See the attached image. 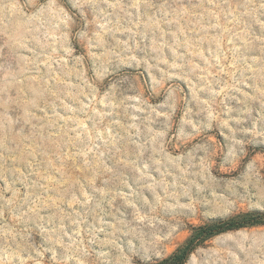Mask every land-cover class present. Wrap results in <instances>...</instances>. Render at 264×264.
Masks as SVG:
<instances>
[{"label": "rangeland", "instance_id": "1", "mask_svg": "<svg viewBox=\"0 0 264 264\" xmlns=\"http://www.w3.org/2000/svg\"><path fill=\"white\" fill-rule=\"evenodd\" d=\"M264 214V0H0V264H155ZM184 264H264V225Z\"/></svg>", "mask_w": 264, "mask_h": 264}, {"label": "trees", "instance_id": "2", "mask_svg": "<svg viewBox=\"0 0 264 264\" xmlns=\"http://www.w3.org/2000/svg\"><path fill=\"white\" fill-rule=\"evenodd\" d=\"M260 225H264V214H250L240 218H232L224 221L218 220L192 228V233L183 246L178 248L168 258L155 264H184L190 254L200 247L206 240L226 232Z\"/></svg>", "mask_w": 264, "mask_h": 264}]
</instances>
